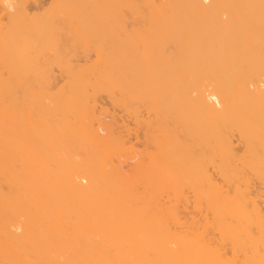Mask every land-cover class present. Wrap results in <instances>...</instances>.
Returning a JSON list of instances; mask_svg holds the SVG:
<instances>
[{"label":"bare ground","instance_id":"bare-ground-1","mask_svg":"<svg viewBox=\"0 0 264 264\" xmlns=\"http://www.w3.org/2000/svg\"><path fill=\"white\" fill-rule=\"evenodd\" d=\"M32 1L0 0V264H264V0Z\"/></svg>","mask_w":264,"mask_h":264},{"label":"rangeland","instance_id":"rangeland-1","mask_svg":"<svg viewBox=\"0 0 264 264\" xmlns=\"http://www.w3.org/2000/svg\"><path fill=\"white\" fill-rule=\"evenodd\" d=\"M32 2L29 4L30 6H28V11L29 13L31 12V14L37 13L43 8L46 9L50 1L49 0H38V1L33 0ZM205 3L208 4L209 1L205 0ZM1 6L2 5L0 2V20H4L5 13L2 11ZM57 75H58V78L61 77L58 73ZM59 80L61 79L59 78ZM96 104L99 108V111L102 110L104 112L103 115H105V117L103 115L102 117L105 119V121L109 123H113L114 128H115V133H123V135H126L125 137L126 141L129 142L131 146H134L135 150L143 151V146H144L143 139L144 138L140 136L138 127L135 126V121L133 117L123 112L121 109L111 106L109 104V100L106 97H100ZM251 190L253 194L257 195L258 202L261 203L262 200L264 199V191L261 190V187L258 184H254ZM261 208L264 209L262 204H261ZM192 212H193L192 208H188V209L186 208V210L180 209L179 214L183 221H189L190 218L194 217V215L190 214ZM196 219H200V217H197ZM225 254H226V258L231 257V252L229 250H226Z\"/></svg>","mask_w":264,"mask_h":264}]
</instances>
